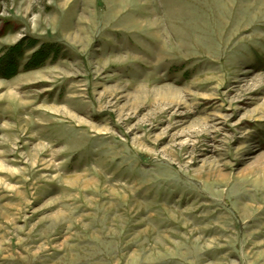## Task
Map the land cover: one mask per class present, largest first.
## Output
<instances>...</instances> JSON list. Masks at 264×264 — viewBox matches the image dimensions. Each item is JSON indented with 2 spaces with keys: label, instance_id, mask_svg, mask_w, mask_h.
<instances>
[{
  "label": "rangeland",
  "instance_id": "1",
  "mask_svg": "<svg viewBox=\"0 0 264 264\" xmlns=\"http://www.w3.org/2000/svg\"><path fill=\"white\" fill-rule=\"evenodd\" d=\"M0 264H264V0H0Z\"/></svg>",
  "mask_w": 264,
  "mask_h": 264
}]
</instances>
